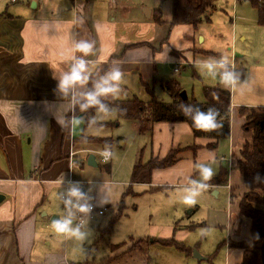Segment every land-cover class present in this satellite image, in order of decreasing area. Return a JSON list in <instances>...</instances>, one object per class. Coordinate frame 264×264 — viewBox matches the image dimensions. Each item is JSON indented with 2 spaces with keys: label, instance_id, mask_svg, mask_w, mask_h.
Returning <instances> with one entry per match:
<instances>
[{
  "label": "crops",
  "instance_id": "obj_1",
  "mask_svg": "<svg viewBox=\"0 0 264 264\" xmlns=\"http://www.w3.org/2000/svg\"><path fill=\"white\" fill-rule=\"evenodd\" d=\"M70 1V8L68 5L59 8L54 0H18L16 3L0 0V264H90L73 256L68 234L59 235L51 223L59 218L56 196L67 191L69 182H75V169L89 155L108 150L97 145L74 144L81 135L106 138L86 134L87 129L98 126L83 129L81 119L79 124H74L77 117L72 114L73 105L84 100L87 79L67 91L58 87L60 77L78 58L87 61L84 72L87 78L102 72L101 80L113 69L121 71L119 93L114 94L116 99H124L130 92L142 93L143 85L150 86L152 80L157 79V67L161 64L180 68L193 66L195 59L215 61L201 54L214 53L211 50L215 46L213 38L202 32L201 24L195 30L182 25L170 27V20L156 24L155 11L160 12L161 19L163 17L155 3L143 9L144 19L149 23H141L144 24L142 29L131 37L120 31L123 24L126 25L124 20L128 13L120 0ZM148 32L150 36L144 37ZM233 38L234 30L228 41L233 42ZM81 40L92 44L87 55L75 47ZM241 40H245V36ZM165 50L167 57L161 58ZM218 63L220 69L226 65L223 60ZM186 95L194 98L193 91ZM239 105L230 99L229 137L213 147L209 146L210 140L193 138L186 123L120 121L128 128L131 143L137 147L129 171L139 159L142 163L161 160L171 151H180L173 165L153 170L148 184L137 185L152 194L174 192L179 203L190 207L191 214L200 207L203 212L196 222L182 230L161 227L158 236L148 238L147 248L153 244L167 248L154 257L147 249L144 256L141 253L140 257L129 255L115 264L242 263L244 249L252 248L253 241L251 221L239 211L245 187L236 169V157L249 137L244 132L245 119L239 109L255 110L259 106ZM99 113L95 114V121L106 123L97 119ZM120 140L117 138V142ZM119 143L122 146L125 141ZM84 154L86 156L82 157ZM201 165L213 169L211 179L202 180ZM214 179L221 183L210 182ZM192 181L206 183L209 187L198 189ZM128 183L130 186V179ZM186 190L198 192L194 204L182 201ZM197 227L216 234L215 246L203 254L201 262L192 257L195 246L184 244L188 232ZM170 239L189 248L190 254L154 242ZM113 256H117L116 253L110 255Z\"/></svg>",
  "mask_w": 264,
  "mask_h": 264
},
{
  "label": "rangeland",
  "instance_id": "obj_2",
  "mask_svg": "<svg viewBox=\"0 0 264 264\" xmlns=\"http://www.w3.org/2000/svg\"><path fill=\"white\" fill-rule=\"evenodd\" d=\"M120 1L121 5L128 9L124 20L126 25L122 22L123 26L120 31L129 34L131 37L135 35L136 31L142 29L144 24L141 25V23H149L144 19L143 9H149L153 3L157 4L162 12V20L171 19L170 0ZM54 2L59 8H62L63 5H68L69 8L71 6L70 0H54ZM215 6L217 10L211 17V22L208 24L201 23L200 26L202 32H206L215 41L212 43L215 46L211 51L220 54V59L218 61H216L217 59L212 61L209 58L195 59L193 66H180L177 73L173 72V66L164 63L157 67L156 78L177 81L183 91L187 94L193 91L194 98L198 102H203L202 89L204 87L226 86L221 80L220 71L222 69L228 71L227 66L230 65L231 61L237 56L242 57L240 60L243 62V78L237 80L235 87L227 86L231 93V101L233 104H240L239 106L249 108L264 107V27L257 24V12L249 3H237L236 0H217ZM233 30L234 38L233 42H230L228 36L233 33ZM150 34L148 32L143 36H150ZM243 36H245V40H241ZM197 42H200L199 38H197ZM221 59L226 65L221 66L223 68L220 70V65L217 66V63L222 62ZM202 62L213 63L215 75L208 72L203 67ZM233 66L235 74L234 63ZM152 88L158 99L167 102L168 98L157 82ZM132 97L143 101L148 99L145 89L142 93L130 92L124 99ZM96 117L99 121L107 123H113L117 119L114 112H100ZM120 121L122 120L117 122L118 127L90 128L86 132V134L114 140L111 150H107L111 153L110 161L100 163L99 159L103 151H99L93 155L96 163L95 167L89 166L87 160H84L73 173V180L78 182L81 191L87 194L82 203L97 206L103 212L101 216L94 214L91 219L87 216L82 219L80 231L83 235L81 238L68 235L69 250L75 258H79L80 262L96 264L101 257L107 255L110 259V255L114 253L117 256L113 257L123 256L125 259L130 254L131 256L140 257L141 254L138 251L141 249V245L136 241H145L152 238V236H158L161 227L171 226L177 231L182 230L192 222H196L203 212V208L200 207L199 210H195L191 214L190 207L186 208L184 204L179 203L174 192L160 191L152 194L137 184H130L129 186L128 182L131 175L129 167L131 162L135 160L137 147L131 143V134L128 132V128L124 124H120ZM117 138L122 140L117 142ZM121 141H125L122 146L119 143ZM105 165L110 166V173L104 170L103 166ZM125 182L128 185L123 186ZM61 195H66V192L63 191L56 196L59 202L57 204L59 206L57 213L59 217L65 216L63 201H60ZM73 212L75 213L73 225H77L76 217L78 213L82 212L78 209H73ZM114 217H118V219L112 225L108 242L112 245H120L119 248L112 251H108L106 247L96 249L93 244L99 229L105 228ZM188 234L184 244L195 246L193 251L201 257L215 246L216 234L210 230L197 227ZM59 235L63 234L59 233ZM147 249L150 256L154 257L159 251L167 248L153 244L149 245ZM172 251L174 252V250ZM189 261L193 260L189 259Z\"/></svg>",
  "mask_w": 264,
  "mask_h": 264
},
{
  "label": "trees",
  "instance_id": "obj_3",
  "mask_svg": "<svg viewBox=\"0 0 264 264\" xmlns=\"http://www.w3.org/2000/svg\"><path fill=\"white\" fill-rule=\"evenodd\" d=\"M171 1V19L168 22L170 27L182 25L190 26L195 30L201 23H210L212 15L216 12V0H170ZM236 2H247L257 12V24L264 27V5L261 0H236ZM153 16L156 24H164L161 14L158 10ZM202 52V51H200ZM201 54L220 59V55L202 52ZM236 68L235 76L237 80L243 78V62L239 57L233 59ZM223 68V67H221ZM221 70V69H220ZM224 70V69H222ZM101 73L95 72L88 76L86 81V91H93L94 86L101 78ZM158 83L160 89L167 96L168 100L163 101L154 94L152 86ZM148 96L146 101L136 97L128 99H116L114 94L100 96V102L106 106L107 113L114 112L116 121L111 123H100L95 121L94 116L97 112H105L99 109V105L90 106L85 109L81 105L85 103V99L81 102H75L73 105V116L80 118L83 122V129L94 126H111L115 127L119 120L132 122H146L148 124L156 123H186L195 139H207L212 141L210 147L215 146L220 140L228 139L230 130V99L231 93L227 86L223 87H204L202 89L203 102H198L193 97L182 99L181 92L183 89L175 80H157L153 79L151 86L143 85ZM191 107L193 112L185 114V108ZM207 111L209 108L217 110L216 120L222 124V127L205 132L193 126L192 116L194 110ZM240 114L244 117V132L249 134L248 139L244 141L238 151L236 157V169L240 173L245 193L239 203L240 214L251 221V238L253 247L244 249L241 264H264V107L253 109L240 108ZM74 144L87 146L97 145L102 149H111L114 144L112 138H97L81 135L75 139ZM179 150L171 151L165 158L150 159L142 163L139 159L133 166L130 175V184H148L151 172L155 169H164L173 165L178 160ZM107 173H110V166H103ZM260 177V179H257ZM213 184L221 183L220 180L210 181ZM118 217H114L105 228L99 231V235L94 241L95 248L106 247L112 251L119 248L120 245H111L108 242V235L112 229V225L117 221ZM166 247H173L176 250L190 254V249L183 244L174 240H156ZM141 245L139 253L146 255L149 239L137 241ZM143 244V246H142ZM131 255V254H130ZM123 256L108 258L107 255L99 260V264H111L120 262Z\"/></svg>",
  "mask_w": 264,
  "mask_h": 264
},
{
  "label": "clouds",
  "instance_id": "obj_4",
  "mask_svg": "<svg viewBox=\"0 0 264 264\" xmlns=\"http://www.w3.org/2000/svg\"><path fill=\"white\" fill-rule=\"evenodd\" d=\"M75 47L87 55L91 49L92 44L87 43L83 40L75 43ZM167 57V50L161 53V58ZM87 61L82 58H78L76 62L71 66V68L65 72L59 79L58 87L64 91H67L75 84L80 83L87 79L84 75L85 66ZM203 67L207 69L212 75H215V66L211 62H202ZM122 73L119 69H113L105 77L96 83L93 91L88 92L84 95L85 103L81 105L82 109L90 106L99 105V109L102 111H108L105 105H103L99 97L108 94H118L119 85ZM222 82L228 87H235L237 84V77L231 71H224L221 75ZM185 114L193 112L191 107L185 108ZM217 110L214 108H209L207 111H201L198 108L194 110V115L192 116L193 126L199 130L210 132L214 129L222 127L223 125L218 123L216 120ZM81 122L80 118H74V124H79ZM102 156L105 160L111 157V153L104 151ZM200 175L202 180L207 181L213 176V169L207 165L200 166ZM260 179V177H257ZM198 189H206L209 187L206 183H199L197 181H192ZM198 192L195 190H186V194L182 197V201L187 204H194L195 197ZM66 197L63 199L64 210L67 213L63 217L55 218L51 221L55 231L61 234H68L70 236H75L81 238L83 233L80 231L79 225H73V218L75 213L73 209H78L81 212L89 211L90 205L82 203L87 197V194L81 191L78 182H69V187L66 192Z\"/></svg>",
  "mask_w": 264,
  "mask_h": 264
},
{
  "label": "built area",
  "instance_id": "obj_5",
  "mask_svg": "<svg viewBox=\"0 0 264 264\" xmlns=\"http://www.w3.org/2000/svg\"><path fill=\"white\" fill-rule=\"evenodd\" d=\"M18 0H10V3H16ZM229 68L228 71H231L234 73V66H233V62L227 66ZM179 70V67L178 66H175L173 68V72L177 73ZM224 72V70L220 71V75H222V73ZM100 163H107L109 162V159L108 160H105L103 158V156H101V158L99 159ZM67 192V191H66ZM67 198L66 195H62L60 197V199L63 201V199ZM67 213L65 212V215ZM94 214H97V215H103V212L102 210H99V209H96L94 206H90V210L89 211H85V212H82V213H78L77 217H76V224L79 225V227L81 228L82 226V219L83 217L87 216L88 218H92Z\"/></svg>",
  "mask_w": 264,
  "mask_h": 264
},
{
  "label": "water",
  "instance_id": "obj_6",
  "mask_svg": "<svg viewBox=\"0 0 264 264\" xmlns=\"http://www.w3.org/2000/svg\"><path fill=\"white\" fill-rule=\"evenodd\" d=\"M261 1L263 2V5H264V0H261ZM181 97H182V99H186V98H187V95H186V92H185V91H182V92H181ZM87 164H88L89 166H92V167H95V166H96V163H95V161H94V156H93V155H89V157H88V159H87ZM1 198H2V197H0V199H1ZM56 218H57V217H56ZM192 257H193V259H195V260L198 261V262H201V261L204 260V258L201 257V256H199L198 254H196L195 251H193Z\"/></svg>",
  "mask_w": 264,
  "mask_h": 264
}]
</instances>
